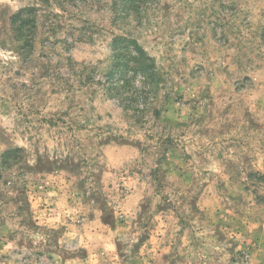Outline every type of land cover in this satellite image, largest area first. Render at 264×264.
<instances>
[{
	"label": "rangeland",
	"instance_id": "374dc122",
	"mask_svg": "<svg viewBox=\"0 0 264 264\" xmlns=\"http://www.w3.org/2000/svg\"><path fill=\"white\" fill-rule=\"evenodd\" d=\"M125 1L0 0V264H264V0Z\"/></svg>",
	"mask_w": 264,
	"mask_h": 264
},
{
	"label": "trees",
	"instance_id": "16d2710c",
	"mask_svg": "<svg viewBox=\"0 0 264 264\" xmlns=\"http://www.w3.org/2000/svg\"><path fill=\"white\" fill-rule=\"evenodd\" d=\"M134 2L135 0H126L124 6L129 7ZM113 45L114 64L110 76L116 79L112 82L110 90L117 100L122 101L121 105L123 106L127 101L133 102L132 97L137 95L138 91L134 87L135 79L138 76H143L145 81H149L154 76L156 67L134 41L118 38ZM132 87L135 94L129 96L128 88Z\"/></svg>",
	"mask_w": 264,
	"mask_h": 264
}]
</instances>
